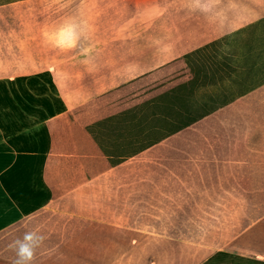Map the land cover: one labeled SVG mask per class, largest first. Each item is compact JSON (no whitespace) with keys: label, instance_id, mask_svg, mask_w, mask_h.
Segmentation results:
<instances>
[{"label":"crops","instance_id":"1","mask_svg":"<svg viewBox=\"0 0 264 264\" xmlns=\"http://www.w3.org/2000/svg\"><path fill=\"white\" fill-rule=\"evenodd\" d=\"M73 2L0 0L18 28L0 46V264L33 230L35 264H156L152 246L205 260L262 237L264 82L212 106L192 55L264 27V0ZM76 14L95 44L39 70V27ZM60 69L53 92L40 73Z\"/></svg>","mask_w":264,"mask_h":264},{"label":"rangeland","instance_id":"2","mask_svg":"<svg viewBox=\"0 0 264 264\" xmlns=\"http://www.w3.org/2000/svg\"><path fill=\"white\" fill-rule=\"evenodd\" d=\"M73 3L72 0V7L74 6ZM0 13L4 16V12ZM78 16V14L74 15V21L72 20V23L76 25V31L80 28L77 25ZM55 17L56 21H58L57 16ZM61 27L62 26L59 25L48 27L40 26V37H42L43 33H47V36H51ZM16 31H18V28L15 26H0V46L4 45V40L6 39L4 37L2 38V35H8ZM256 37H258L257 29L253 28L245 33L232 37V40L229 38L228 40L224 39L223 41L211 43L207 45L205 49H199L200 52L193 53L192 58L194 63L200 71L208 92L212 95L213 99L211 105L220 102L221 99L230 92L228 88H230L232 84L228 81V77L233 73V70L239 69L241 65L249 63L255 58V52H258L256 46L260 44ZM25 43H27L28 46L27 48L23 47L24 51H30L31 43ZM94 44V42H79V40H77L75 47L62 50L48 39L47 41H40L38 47L33 43L32 49L38 51V67L39 70H41V68L51 64H56L58 67L63 68L62 62L65 59L71 55L78 54L81 48ZM99 60L101 61L100 64H102L103 59H88V65L92 66L96 62H99ZM104 61L109 62L110 60L104 59ZM79 64L80 60L77 59L72 66L77 68ZM59 71L60 73L57 74L58 79L55 78L53 81L48 72L40 73V77L50 82L49 86L51 91L58 92L59 90L61 93L64 81L72 77L73 72L70 70L68 73H65L66 71L61 69ZM41 90L40 87L39 92H42ZM262 227L264 230V223ZM247 237L245 241H241V243L235 247L236 249L233 250V253L218 251L205 260H199V255L194 254V252H191L189 249H159L156 246H152L150 253L155 255V258L158 259L156 264H264V235L257 238L250 234L247 235ZM237 252L245 253L238 254ZM202 256L204 257V255Z\"/></svg>","mask_w":264,"mask_h":264},{"label":"clouds","instance_id":"3","mask_svg":"<svg viewBox=\"0 0 264 264\" xmlns=\"http://www.w3.org/2000/svg\"><path fill=\"white\" fill-rule=\"evenodd\" d=\"M215 0H205L203 5L201 0H195L198 7L204 12L211 11V7ZM47 36V34H46ZM47 38L60 49L73 48L76 46L78 35L76 32V25L73 23H66L57 32L53 33ZM85 53L88 49L84 50ZM87 62V61H85ZM44 236L37 231H26L22 238L15 239L10 245L9 249L14 253L12 264H35L37 250L40 249L44 242Z\"/></svg>","mask_w":264,"mask_h":264},{"label":"trees","instance_id":"4","mask_svg":"<svg viewBox=\"0 0 264 264\" xmlns=\"http://www.w3.org/2000/svg\"><path fill=\"white\" fill-rule=\"evenodd\" d=\"M264 27H257V40L260 43L256 46L258 52H255V58L249 62L244 63L240 66L239 69L233 70V73L228 77V81L232 84L230 88V92L225 95L220 102L215 103L212 106H217L218 104H222L232 100L233 98L247 92L248 90L254 88L255 86L264 82V38L263 32ZM261 34V35H260ZM260 35V36H259ZM262 42V43H261ZM195 72L204 88L206 93V99L208 104L212 103V95L208 92L207 87L201 77L200 71L197 66L194 64Z\"/></svg>","mask_w":264,"mask_h":264}]
</instances>
